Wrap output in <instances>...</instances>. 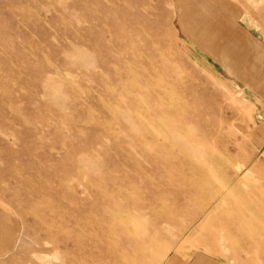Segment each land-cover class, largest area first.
Listing matches in <instances>:
<instances>
[{"label":"rangeland","instance_id":"1","mask_svg":"<svg viewBox=\"0 0 264 264\" xmlns=\"http://www.w3.org/2000/svg\"><path fill=\"white\" fill-rule=\"evenodd\" d=\"M198 142L222 161L213 194L246 158L264 169V0H0V264H112L126 243L143 264H264L243 250L263 222L226 238L203 216L177 240L210 193ZM112 213L179 228L137 248Z\"/></svg>","mask_w":264,"mask_h":264},{"label":"bare ground","instance_id":"2","mask_svg":"<svg viewBox=\"0 0 264 264\" xmlns=\"http://www.w3.org/2000/svg\"><path fill=\"white\" fill-rule=\"evenodd\" d=\"M122 53H124V50H122ZM125 54H127V52ZM231 110H232V112L237 113L240 111V106L239 107L236 106L235 108L231 107ZM201 138H202V136H201ZM235 138H236V135L234 134V139ZM195 140H196V138H195ZM201 140L203 141V139H201ZM192 141H194V140H192ZM196 141H198V140H196ZM203 142H205V141H203ZM222 142L224 143V139ZM198 143L194 147L196 149L195 151L200 153L199 155L197 154V156H199L200 159H198V161H195L192 163L193 166H192L190 171H191L192 175H195L196 181L194 183H192L191 186L193 188L195 187L198 190L200 189V187L204 186L205 188L208 189V191L210 193L207 197L208 199H205V200L203 199L204 200L203 207L201 209H199V211L194 212V217L192 218V220L189 221V223H187V225L184 226V228H182V229L180 228L178 230L179 222L176 220L175 216H173L171 214L160 215V216L156 217V219H155L154 223L152 224V226L150 227L149 231L146 232V231H143L141 229H139L137 231L136 230L128 231L127 228H129V225L133 226V223L130 220L122 218V217L117 218L112 213L110 215L112 217V219H115L118 221L119 233L115 234L116 238H121V239L125 238L126 242L131 240L134 243L133 245L134 246L136 245L137 248H141V247L147 248V247H151V245L161 243L162 240L167 239L169 234H170V231L167 230V228L169 227V229H177L178 230L177 234H176V238H177V240H181V239H184L183 237H184V234L186 232L191 231L190 229H193V231L198 230L199 233L202 231L201 230V224L199 223L198 225H196V222L199 221V219L202 218L203 216L208 217V220H207L208 225L216 226L215 230H213V231L208 230L207 234L209 236L210 235L215 236V234H217V233L219 234L222 231H225L227 233V235L225 234L226 238L231 233L243 235L244 231H246L245 228H243L244 227L243 225L246 224L247 222L250 224V229L248 231H250V232H254V231L262 232V228H263L262 224L264 223V221H263V219H264V200L263 199L264 198L259 200V198L256 197V194H258L259 196L262 194V196H264V169H261V168L255 169L257 167L255 164L254 165L256 167L249 166L251 164L250 160H249V158H246L244 160L245 161V164L243 165L244 168L235 166L236 172H234L228 178V184L225 186V188H224L225 190L221 191L217 194H215V193L213 194L212 190L214 187V182H213V177L211 176V174L213 172L211 174L209 173L210 174L209 175L208 172H209L210 168L206 169V167H208V166L213 167L214 162L217 163L219 161L220 162H222V161L220 158H218V155H215L214 151L209 150V149H207V151L209 150V153L206 154L207 159L203 160L204 159L203 157H205V156H203L202 152L199 151V148L202 147V143L201 142H198ZM206 146H208V145H206ZM234 147H235V149H237L239 151L237 154V158L238 157L242 158L243 156L245 157V154H243L241 147L238 145V143L234 144ZM226 151L228 152V150H226ZM184 157L188 159V157H186V156H184ZM201 160H203V163ZM208 160H210L211 164H208L209 163ZM183 163H185V162H183ZM183 163H181V164H183ZM223 164H224V166L228 165V162L225 161V162H223ZM172 165H173V163H172ZM190 166H191V164H190ZM203 166H205V167H203ZM157 168L160 171H161V169L162 170L165 169L164 166L159 165V164L157 165ZM169 168H172V166ZM177 168H178V166H177ZM214 172H216V171H214ZM253 172H255L254 174H256V175L253 176ZM251 178H252V182L249 183L246 179H251ZM245 182H247L249 185V188H248L249 191L244 193V191L241 189V186L242 185L245 186V184H246ZM220 189H222V188H220ZM160 192H162V191H160ZM161 194L163 195V193H161ZM235 194H237L238 197L239 196L241 197V200H240L241 202L238 201L237 197H235ZM183 195H185V194H183ZM187 197H189V196H187ZM202 198H203V196H202ZM243 198H245L247 202H250L249 199L251 198L253 203L248 204L246 202L245 204H243V202H242V201H244ZM141 207L146 208L147 207L146 202L141 203ZM173 209H174V213H176L178 211L177 208L176 209L173 208ZM248 212L252 213V216L249 215L250 213H248ZM185 213H188V211H186ZM162 223H163V225H162ZM212 229H214V227H212ZM245 234H246V232L244 233V235ZM153 242H155V243H153ZM253 243H255V242H253ZM99 245L100 246H98V244H93V247L95 249L91 250L89 253L93 254L95 251H98V253H100V252H102V250H104L107 247V246H104L102 243H100ZM109 248L112 252V254L109 255V258L111 260L110 263H112V264H132V263L143 264V260L141 258L137 259V257L133 253H131V251H134L135 249L133 247L132 248L127 247V243L122 244V245L116 244L114 246H110ZM83 249L86 252L87 249H85V248H83ZM165 249L167 250V248L162 247L161 251H164ZM243 250H245V251L252 250L253 252L258 251V252H260V255L262 256L260 258L264 259V243L261 242L260 240L258 242H256L254 245L253 244L251 245L250 243H249V245L247 244L246 248L244 247ZM117 252H119V253L127 252V253H125L126 254L125 256L120 257V256H118ZM78 259L80 261L75 259L74 262H72V264H75L76 262H77V264H82L83 260L80 258H78ZM104 261H106V260H102V263L99 262L98 264H105V263L107 264V261L106 262H104ZM145 261H146V259H145ZM149 262H151V260H149Z\"/></svg>","mask_w":264,"mask_h":264},{"label":"crops","instance_id":"3","mask_svg":"<svg viewBox=\"0 0 264 264\" xmlns=\"http://www.w3.org/2000/svg\"><path fill=\"white\" fill-rule=\"evenodd\" d=\"M200 264H203V263H200ZM207 264H218V262L217 261L216 262H210V263H207Z\"/></svg>","mask_w":264,"mask_h":264}]
</instances>
